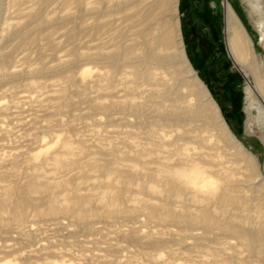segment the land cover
Masks as SVG:
<instances>
[{
  "label": "bare ground",
  "instance_id": "1",
  "mask_svg": "<svg viewBox=\"0 0 264 264\" xmlns=\"http://www.w3.org/2000/svg\"><path fill=\"white\" fill-rule=\"evenodd\" d=\"M180 2L0 0V264H264V165L192 66ZM223 4L252 132L264 57Z\"/></svg>",
  "mask_w": 264,
  "mask_h": 264
},
{
  "label": "rangeland",
  "instance_id": "2",
  "mask_svg": "<svg viewBox=\"0 0 264 264\" xmlns=\"http://www.w3.org/2000/svg\"><path fill=\"white\" fill-rule=\"evenodd\" d=\"M224 0H181L179 18L187 56L222 108L223 115L236 136L254 152L264 165V142L260 138L264 124L252 132L245 120L251 112L247 99L252 81L235 65L226 47ZM237 11L256 51L264 57V44L243 0H228ZM264 4V0H262ZM88 243L87 246H92Z\"/></svg>",
  "mask_w": 264,
  "mask_h": 264
}]
</instances>
